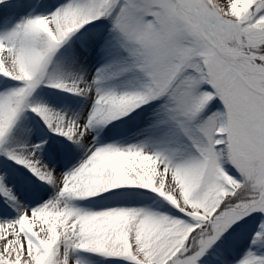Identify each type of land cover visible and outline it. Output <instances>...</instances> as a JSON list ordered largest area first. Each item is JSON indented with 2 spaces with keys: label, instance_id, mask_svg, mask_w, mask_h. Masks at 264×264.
I'll return each mask as SVG.
<instances>
[{
  "label": "snow or ice",
  "instance_id": "obj_1",
  "mask_svg": "<svg viewBox=\"0 0 264 264\" xmlns=\"http://www.w3.org/2000/svg\"><path fill=\"white\" fill-rule=\"evenodd\" d=\"M0 264H264V0H0Z\"/></svg>",
  "mask_w": 264,
  "mask_h": 264
}]
</instances>
